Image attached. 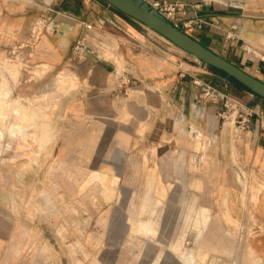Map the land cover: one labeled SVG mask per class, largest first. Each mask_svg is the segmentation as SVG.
Returning a JSON list of instances; mask_svg holds the SVG:
<instances>
[{"label":"rangeland","instance_id":"374dc122","mask_svg":"<svg viewBox=\"0 0 264 264\" xmlns=\"http://www.w3.org/2000/svg\"><path fill=\"white\" fill-rule=\"evenodd\" d=\"M206 2L234 8V20L243 14L242 35L264 52V0ZM42 37L28 52L0 44V264H186V257L208 264L211 253L237 254L243 264L264 259L256 188L237 159L229 173L208 169L216 144L203 129H188L164 155L157 144L144 145L132 186L124 183L126 172L121 186L119 171L94 176L76 165L82 155L74 157V169L59 170L54 153L79 124L57 121L66 120L67 99L87 83L74 68L53 69L36 56ZM116 48L120 53L118 42ZM220 178L237 185L215 186ZM231 194L240 201H229Z\"/></svg>","mask_w":264,"mask_h":264},{"label":"crops","instance_id":"0c3cea01","mask_svg":"<svg viewBox=\"0 0 264 264\" xmlns=\"http://www.w3.org/2000/svg\"><path fill=\"white\" fill-rule=\"evenodd\" d=\"M179 1L185 4L186 16L201 23V27L186 31L188 34L264 81V52H258L255 39L242 35L246 31L243 14L234 20V8L206 0ZM195 1L200 2L197 8ZM38 20H43L44 29L37 27ZM136 22L141 24L98 0H0L1 46L28 52L33 49V40L37 42L44 36L35 45L36 56L53 69L64 65L74 68L79 81L87 83L67 99L70 110L66 120L57 121L79 124L73 127L76 131L68 137L66 146H58L54 153L58 169H74V157L82 155L81 163L76 165L96 171L94 176L105 172L103 175L110 177L112 170L119 171L121 186L126 172L124 183L132 186L138 180L135 172L144 145L148 148L157 144L164 155L171 150L168 144L188 129H203L216 144L211 149L213 163L208 169L229 173L237 159L256 188L253 208L262 226L258 250L264 256V132L258 118V114L264 116V98L234 84L227 75ZM86 23L92 28L85 27ZM231 27L235 30L228 31ZM79 40L93 52L78 56L73 48ZM94 42L102 44L109 57ZM115 42L121 46L120 53ZM118 60L123 62L122 68ZM119 70L128 73L125 91L118 89L115 72ZM206 82L233 92L254 111L244 130H237L233 120L221 123L223 101L217 96H203L202 84ZM67 176L71 177H62ZM214 185L232 188L237 184L220 178ZM249 197L247 194L248 202ZM239 199V194L228 196L231 202Z\"/></svg>","mask_w":264,"mask_h":264},{"label":"water","instance_id":"95a60500","mask_svg":"<svg viewBox=\"0 0 264 264\" xmlns=\"http://www.w3.org/2000/svg\"><path fill=\"white\" fill-rule=\"evenodd\" d=\"M122 13L144 24L162 35L182 50L203 63L220 69L228 77H233L251 92L264 98V81L249 74L239 66L204 46L187 32L173 25L146 0H104Z\"/></svg>","mask_w":264,"mask_h":264},{"label":"built area","instance_id":"2783aa9c","mask_svg":"<svg viewBox=\"0 0 264 264\" xmlns=\"http://www.w3.org/2000/svg\"><path fill=\"white\" fill-rule=\"evenodd\" d=\"M102 1V0H98ZM148 4L156 9L161 15L169 20L173 25L180 28L183 31H187L185 28H191L194 26L201 27L200 22H195L194 18L186 16L185 4L179 0H146ZM200 3L194 4V7H199ZM181 16H180V15ZM87 28H92L91 24H84ZM52 28V24H51ZM74 51L78 56H82L86 52H93V49L83 40H79L74 45ZM118 78V89L126 90L125 84L129 83L128 73L125 70H119L115 72ZM194 83H199L197 79H193ZM203 96H217L223 101V111L221 113L222 118H232L237 130H244L251 122L254 111L251 108L245 106L240 99L231 96L227 91L220 90L212 84L206 82L202 84ZM259 127L264 132V116L259 115ZM208 264H243L237 254H209ZM256 264H264V259L259 258Z\"/></svg>","mask_w":264,"mask_h":264},{"label":"trees","instance_id":"16d2710c","mask_svg":"<svg viewBox=\"0 0 264 264\" xmlns=\"http://www.w3.org/2000/svg\"><path fill=\"white\" fill-rule=\"evenodd\" d=\"M216 70H218L219 72H221V73H223L224 75H226V73L224 72V71H222V70H220V69H217V68H215ZM231 80H232V82L234 83V84H236V85H238V86H240V87H244V88H246V89H248L247 87H245L242 83H240L239 81H237L235 78H233V77H229ZM249 90V89H248Z\"/></svg>","mask_w":264,"mask_h":264},{"label":"bare ground","instance_id":"6f19581e","mask_svg":"<svg viewBox=\"0 0 264 264\" xmlns=\"http://www.w3.org/2000/svg\"><path fill=\"white\" fill-rule=\"evenodd\" d=\"M61 80H62V79H61ZM107 184H108V183H107ZM108 185H109V184H108ZM185 259H186V260H185L186 264H195V263H194V260H191V259L188 260V257H186Z\"/></svg>","mask_w":264,"mask_h":264}]
</instances>
